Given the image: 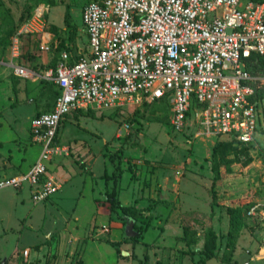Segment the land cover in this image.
Masks as SVG:
<instances>
[{
    "label": "rangeland",
    "instance_id": "1",
    "mask_svg": "<svg viewBox=\"0 0 264 264\" xmlns=\"http://www.w3.org/2000/svg\"><path fill=\"white\" fill-rule=\"evenodd\" d=\"M89 1L0 0V61L32 72L12 69L15 88L38 83L14 97L1 120L0 176L30 169L40 155L30 119L51 109L56 95L43 76L54 55L88 50L82 10ZM47 40L51 49L43 52ZM248 67L259 110L250 143L204 137L191 117L177 129L163 100L71 111L49 164L61 191L34 203L27 186L0 190V264H241L249 257L264 264V69L258 56ZM85 167L114 171L97 179ZM125 251L135 258L121 259Z\"/></svg>",
    "mask_w": 264,
    "mask_h": 264
},
{
    "label": "built area",
    "instance_id": "2",
    "mask_svg": "<svg viewBox=\"0 0 264 264\" xmlns=\"http://www.w3.org/2000/svg\"><path fill=\"white\" fill-rule=\"evenodd\" d=\"M82 25L88 50L76 58L60 52L43 76L57 85L58 96L53 110L30 121L41 153L27 172L0 177V190L27 186L34 203L61 191L49 164L60 151L54 147L58 128L76 109L168 98L177 129L191 117L204 137L254 141L259 110L247 61L253 54L264 57V1L91 0ZM51 45L41 50L49 52ZM13 69L18 76L32 75L19 64Z\"/></svg>",
    "mask_w": 264,
    "mask_h": 264
},
{
    "label": "crops",
    "instance_id": "3",
    "mask_svg": "<svg viewBox=\"0 0 264 264\" xmlns=\"http://www.w3.org/2000/svg\"><path fill=\"white\" fill-rule=\"evenodd\" d=\"M47 42H50V41L47 40ZM45 43H46L45 41L42 42V44H45ZM1 51H2V49H1ZM43 52H46V51H43ZM1 55L2 54H0V57H1ZM54 59L58 60V55H54V57H52L50 59V63ZM10 65H11V62L9 63V62H6V61H0V123H1V120L3 119V117L7 116L6 115V111L8 110L9 107L11 108V106L13 104L14 97H16L17 95H20L22 93L26 94L27 92L31 91V89H32V91H35L36 90V86L38 84L37 81H34L33 79H32V81H27L26 80V82L22 83V87L19 86V87L15 88L14 85H13L12 77H11L12 76V69H13V65L14 64H12L11 66ZM21 66H23V65H21ZM45 111H43V112H45ZM32 117H34V115ZM32 117H31V119H32ZM31 119H30V121H31ZM30 130H31V128H30ZM0 145H2V142H0ZM90 163L92 164V162H90ZM1 167L4 168V166H0V171H3ZM54 168L55 169L56 168H60L63 171L67 170L66 167H54ZM85 168L90 169V171L92 172L91 173L92 178L96 177L97 179L98 178L99 179H103V176L106 173L111 175L113 173V171H114L113 167H85ZM17 169H18L19 174H21L23 172H27L29 170V167H24V168L23 167H18ZM49 171L52 174L51 167H49ZM111 171H112V173H111ZM159 172H160V169H158L157 174H159ZM146 174H148V171L143 172V175L146 176ZM11 175H13V174H11ZM11 175H6V176H11ZM15 175H18V174H15ZM0 177H3V176H0ZM153 177H155V178H157V180H159L160 177H162V176L161 175H154V176H150V179L152 180ZM133 196H134L133 194H129L128 195V197H129V198L127 197L128 203L132 200L131 197L133 198ZM122 197H123V195H121V197H120L121 202H122ZM113 236H117V233L113 234ZM89 243H94V242L91 241ZM104 243H102V244H104ZM106 245H110V244L106 242ZM128 252H130V251H125L126 256H124V258H121V259H128L129 260V259L135 258V255L132 254V253H131L132 256L131 255L127 256ZM115 254H116V251H115Z\"/></svg>",
    "mask_w": 264,
    "mask_h": 264
},
{
    "label": "trees",
    "instance_id": "4",
    "mask_svg": "<svg viewBox=\"0 0 264 264\" xmlns=\"http://www.w3.org/2000/svg\"><path fill=\"white\" fill-rule=\"evenodd\" d=\"M259 1H264V0H259ZM59 46H60V45H59ZM56 50L58 51V49H56ZM255 56H258V57H259V62L261 63V67L264 69V57L259 56V55H257V54H253L249 59H251V58H253V57H255ZM249 59H248V61H247V68H248V70H250L249 67H248ZM57 61H58L57 59H54V60L52 61V63L50 64V66L55 67L56 64H57ZM52 83L56 86V95H55V99H54V101H53V106H52V108L49 109V110H46L45 112H49V111L53 110L54 105H55L56 98H57V96H58V87H57V85H56L54 82H52ZM161 100H163V101L166 102V103L169 102V99H168V98H163V99H161ZM169 104H170V102H169ZM170 105H171V104H170ZM41 113H43V112L37 113V114H35L34 116L39 115V114H41ZM227 137H230V138L234 139L233 137L228 136V135H227ZM56 141H57V138H56ZM116 248H117V250L119 251V247H116ZM204 252H206V257L209 258V257L214 253V246H211V245L208 243L207 246H206V248H205V250H204Z\"/></svg>",
    "mask_w": 264,
    "mask_h": 264
},
{
    "label": "bare ground",
    "instance_id": "5",
    "mask_svg": "<svg viewBox=\"0 0 264 264\" xmlns=\"http://www.w3.org/2000/svg\"><path fill=\"white\" fill-rule=\"evenodd\" d=\"M42 13H43V6H41V7L38 9V11H37V16L40 17V15H41ZM32 21H33V20H32ZM25 28H26L27 31H28V30H31V29L29 28V25H26Z\"/></svg>",
    "mask_w": 264,
    "mask_h": 264
}]
</instances>
